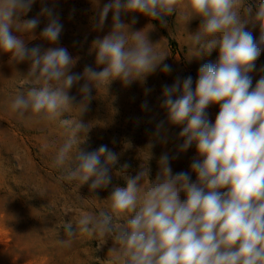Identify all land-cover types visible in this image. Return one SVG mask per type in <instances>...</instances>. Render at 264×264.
<instances>
[{
  "label": "clouds",
  "instance_id": "obj_1",
  "mask_svg": "<svg viewBox=\"0 0 264 264\" xmlns=\"http://www.w3.org/2000/svg\"><path fill=\"white\" fill-rule=\"evenodd\" d=\"M36 2L0 0V52L10 54L12 63H29L10 111L18 120L58 122L67 130L53 166L61 171V181L77 182V192L85 184L90 193L107 188L111 166L119 159L106 145L93 151L80 147L93 127L83 119L93 89L107 92L115 80L124 87L144 85L158 69L172 72L164 63L168 55L149 38L156 25L133 30L135 16L125 23L122 14L143 15L165 28L169 17L181 20L190 41L189 62L218 51L215 63L200 66L195 86L191 76H177L162 87L160 107L166 118L156 123L145 146L147 161L134 176L117 173L123 174L126 187L113 188L99 212L62 222L67 238L59 243L71 246L75 223L81 234L99 241L98 247L111 241L107 264H264V65H256L264 54V0L255 5L248 0H91L95 29L103 30L109 14L111 29L90 47L101 70L85 66L82 73L72 71L78 57L57 46L63 24L46 0H40L36 17L20 19ZM40 17L48 21L39 38L50 46L43 50L29 48L24 38H36L32 34ZM194 19L199 28L188 33L185 26ZM253 72L259 76L254 86ZM77 85L79 101L70 95ZM151 91L145 88V97ZM213 104L219 105L214 122L207 112ZM140 107L151 110L147 99ZM65 114L69 118H62ZM173 126L180 128L177 140L182 142L174 155H160L153 178L148 163L152 149L168 143ZM193 146L190 171L173 173L171 162ZM123 147L133 144L127 140ZM127 168L122 166L125 173Z\"/></svg>",
  "mask_w": 264,
  "mask_h": 264
},
{
  "label": "rangeland",
  "instance_id": "obj_2",
  "mask_svg": "<svg viewBox=\"0 0 264 264\" xmlns=\"http://www.w3.org/2000/svg\"><path fill=\"white\" fill-rule=\"evenodd\" d=\"M104 2L106 0H101V4ZM248 2L255 5L259 0ZM46 3L48 7H54L55 14L63 24L57 46L67 48L74 58L78 57L72 71L82 73L85 66L101 70L102 66L97 68L95 65V54H90V47L95 38H102L110 31L111 14L103 30L97 31L91 0H46ZM40 8V0H37L32 10L20 19L36 17ZM133 16L137 20L132 26L133 30H141L149 23L156 25L155 30L149 32V38L153 43L158 42V50L168 55L164 63L171 65L172 72L164 74L158 69L144 85L135 82L130 87H124L119 80H115L108 86L107 92L103 87L98 93L93 89L94 98L83 117L93 127L80 147L93 151L106 145L119 157L118 162L111 166V183L95 193L89 192L87 184L77 192V182L59 179L61 171L53 166V157L55 149L68 135L65 128L58 122L22 121L11 114L10 103L19 91L20 74L27 73L29 63H12L10 54L0 52V264H107L111 241L98 247L97 239L81 234L73 223L72 230L77 231V235L70 247H64L59 243V240L67 238L62 222L75 221L83 212H99L106 204L102 200L108 197L113 188L126 187L123 174L117 173L130 176L137 173L148 159L145 146L156 123L166 118L165 111L160 107L162 87L171 85L177 76H191L195 86L200 66L216 62L217 50L202 54L199 58L193 57L189 62L190 41L178 18L169 17L167 28L161 27L158 21H150L135 13L122 14V20L130 23ZM47 23V18L40 17V24L32 34L35 39H28L31 37L25 34L29 48L39 45L43 50L50 46L39 38ZM199 24V19L191 20L185 26L187 32H196ZM258 34L257 28L254 35ZM256 65L257 69L264 65V54ZM251 75L254 86L259 76L257 72ZM79 87L77 85L70 90V95L76 96L77 101L80 100ZM145 88L152 89L147 97L144 95ZM145 99L151 109L148 112L140 107ZM218 111V104L209 106L207 112L211 121L214 122ZM71 115L78 116V110H72ZM62 118H69L68 114ZM179 131V127H171L168 143L157 144L152 149L153 159L148 163L153 178L158 172L160 155L163 152L170 155L176 153L175 146L182 142L177 140ZM127 140L132 142L133 148L126 150L123 145ZM195 155V146L180 154L171 162L173 173L190 171V163ZM125 164L128 165L126 173L122 169ZM192 179L195 180V174Z\"/></svg>",
  "mask_w": 264,
  "mask_h": 264
}]
</instances>
